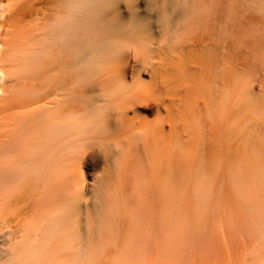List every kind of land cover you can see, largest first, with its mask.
I'll return each mask as SVG.
<instances>
[{
    "label": "bare ground",
    "instance_id": "6f19581e",
    "mask_svg": "<svg viewBox=\"0 0 264 264\" xmlns=\"http://www.w3.org/2000/svg\"><path fill=\"white\" fill-rule=\"evenodd\" d=\"M74 2L0 0V181L39 172V259L54 264L72 263L74 251L126 245L138 229L152 232L146 245L165 243L172 210L168 99H159L154 121L139 118L140 107L154 97L142 88V71L107 68L121 57V41L194 24L203 3L190 0L200 5L192 15L174 0L159 8L150 0H114L93 23H56ZM224 64L231 71L230 54ZM134 81L138 86L120 95L121 85ZM238 89L243 113V80ZM88 166L95 170L85 172ZM182 194L177 177L179 212ZM7 252L5 260L16 258L14 243Z\"/></svg>",
    "mask_w": 264,
    "mask_h": 264
},
{
    "label": "rangeland",
    "instance_id": "374dc122",
    "mask_svg": "<svg viewBox=\"0 0 264 264\" xmlns=\"http://www.w3.org/2000/svg\"><path fill=\"white\" fill-rule=\"evenodd\" d=\"M202 2L196 23L162 37L139 33L132 39L143 40L147 54L133 45L107 68L142 71V88L154 97L140 107L139 118L154 121L159 99H168L172 210L165 243L146 245L152 232L138 229L126 245L70 253L76 255L70 264H264V0ZM177 177L181 212L173 203ZM11 243L17 256L5 260ZM51 263L39 259V172L19 182L1 180L0 264Z\"/></svg>",
    "mask_w": 264,
    "mask_h": 264
},
{
    "label": "clouds",
    "instance_id": "9594fccd",
    "mask_svg": "<svg viewBox=\"0 0 264 264\" xmlns=\"http://www.w3.org/2000/svg\"><path fill=\"white\" fill-rule=\"evenodd\" d=\"M127 3L130 0H126ZM133 2V0H131ZM153 7H166L168 0H150ZM114 0H75L74 3L68 5L63 15L58 16L56 23H65L73 19L82 21L85 24L93 23L107 15L112 7ZM174 7L185 9L186 13L196 14V10L200 5L190 3V0H174ZM136 46L142 55L147 54L148 49L145 42L141 39H131L121 41L118 47L122 51H131L132 46ZM138 86V82L132 84L121 85L120 95L126 96L132 89Z\"/></svg>",
    "mask_w": 264,
    "mask_h": 264
}]
</instances>
